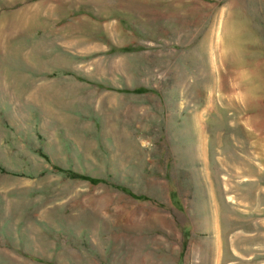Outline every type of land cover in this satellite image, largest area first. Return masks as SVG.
Masks as SVG:
<instances>
[{"label": "rangeland", "instance_id": "1", "mask_svg": "<svg viewBox=\"0 0 264 264\" xmlns=\"http://www.w3.org/2000/svg\"><path fill=\"white\" fill-rule=\"evenodd\" d=\"M0 264H264V0H0Z\"/></svg>", "mask_w": 264, "mask_h": 264}]
</instances>
